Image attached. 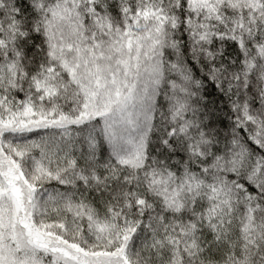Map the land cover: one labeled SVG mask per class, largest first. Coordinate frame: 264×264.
<instances>
[{"label":"trees","instance_id":"16d2710c","mask_svg":"<svg viewBox=\"0 0 264 264\" xmlns=\"http://www.w3.org/2000/svg\"><path fill=\"white\" fill-rule=\"evenodd\" d=\"M74 55L144 96L137 154ZM0 210L7 264H264V0H0Z\"/></svg>","mask_w":264,"mask_h":264},{"label":"rangeland","instance_id":"374dc122","mask_svg":"<svg viewBox=\"0 0 264 264\" xmlns=\"http://www.w3.org/2000/svg\"><path fill=\"white\" fill-rule=\"evenodd\" d=\"M71 42H72L71 39L64 41V44H67V46L64 47L65 51L67 47L71 45ZM70 50H71V47H70ZM65 51L62 48L61 53H64ZM74 59L75 60L72 61L73 63L69 65V71L71 75L78 81V83L81 86H82V83L85 85L86 92H87V98L85 100L86 103L83 105L82 116H87L88 114L93 113L95 111L104 112V111H109L111 109L110 112H108L107 114L108 117H110V119L108 120L109 122L106 123V128L109 131L111 137L115 141H117L116 144L120 149L118 150L119 155L121 157L127 156V158L128 157L130 158L131 157L130 155L137 154L138 144L143 139V134H144L143 125L141 121L143 117L146 118V116L145 115L143 116V113H142V111L144 110V106H145L144 96L137 93L133 100L135 101L134 102L135 104L131 102L129 106L128 105L125 106V104H123V102L120 101L121 94L124 88V83L120 79L121 78L120 76L116 77L115 80H112L111 76H106L104 78V76L102 75L101 81L95 83L92 81V74H91L90 69L88 67H85V66H88V64L85 62H83V65L81 64L82 57L74 55ZM127 87L130 88L131 84L127 83ZM96 88L99 90L98 94L101 95V99L97 96H94V94H96L95 93ZM128 92L133 94L134 91L133 92L128 91ZM128 92L125 93V96ZM127 98L132 100V97L128 96ZM111 105H114L115 108L118 107V109L114 108L113 110L115 111H112L113 107H111ZM127 106L130 108V111L129 113H124L123 109L126 108ZM116 112L117 114L115 115ZM137 115L142 119L139 120ZM14 189H16V191H14L16 194V199L19 200V198L22 197V195H20V192L18 193L17 188H14ZM6 216L3 213V210L2 211L0 210V223L1 224H3L5 220L7 221L9 219ZM59 249L64 254L62 256H71V252L63 251L62 248H59ZM76 254L79 257H81L78 261L81 264H96L97 262H95V260L98 261L100 259V258L93 259V257H87L89 260H91L89 261L86 259L85 257L86 255H84L83 253H76ZM4 256L5 254L3 250L0 248V264H7L4 261V258H5Z\"/></svg>","mask_w":264,"mask_h":264}]
</instances>
